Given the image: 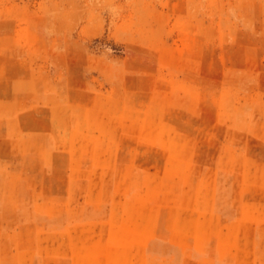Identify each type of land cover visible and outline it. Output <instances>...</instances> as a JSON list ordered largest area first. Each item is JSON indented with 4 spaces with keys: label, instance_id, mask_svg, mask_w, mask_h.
<instances>
[{
    "label": "rangeland",
    "instance_id": "obj_1",
    "mask_svg": "<svg viewBox=\"0 0 264 264\" xmlns=\"http://www.w3.org/2000/svg\"><path fill=\"white\" fill-rule=\"evenodd\" d=\"M0 264H264V0H0Z\"/></svg>",
    "mask_w": 264,
    "mask_h": 264
}]
</instances>
